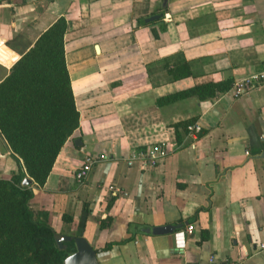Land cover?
I'll list each match as a JSON object with an SVG mask.
<instances>
[{"label": "crops", "instance_id": "crops-1", "mask_svg": "<svg viewBox=\"0 0 264 264\" xmlns=\"http://www.w3.org/2000/svg\"><path fill=\"white\" fill-rule=\"evenodd\" d=\"M61 17L79 126L42 187L25 174L34 219L85 238L97 264H264V84L239 98L230 88L159 102L258 72L264 0H0V83ZM183 64L190 77L174 79ZM193 118L200 132L177 146L173 126ZM155 143L169 149L155 167L126 165ZM86 157L97 163L78 184ZM20 170L0 133V179ZM164 226L180 227L151 233Z\"/></svg>", "mask_w": 264, "mask_h": 264}, {"label": "trees", "instance_id": "trees-1", "mask_svg": "<svg viewBox=\"0 0 264 264\" xmlns=\"http://www.w3.org/2000/svg\"><path fill=\"white\" fill-rule=\"evenodd\" d=\"M66 29V20L58 18L0 83V133L25 171L0 179V264H63L71 251L60 250L53 228L34 219L29 209L33 189L21 185L25 174L37 187L45 184L61 148L79 126L65 64ZM169 73L174 79L191 75L187 64ZM230 88L228 82L207 83L159 102L169 104L191 97L203 101ZM194 123L193 118L173 126L177 146L182 145L187 127ZM62 220L71 218L62 216Z\"/></svg>", "mask_w": 264, "mask_h": 264}, {"label": "built area", "instance_id": "built-area-1", "mask_svg": "<svg viewBox=\"0 0 264 264\" xmlns=\"http://www.w3.org/2000/svg\"><path fill=\"white\" fill-rule=\"evenodd\" d=\"M264 84V63L258 72L246 76L236 81L231 86V92L235 98H239L248 94L250 91L259 88ZM189 135H196L200 132V127L197 124H192L187 127ZM169 153V149L163 144L155 143L145 150L133 151L126 158V165L128 167L136 166L140 171L155 167L161 160H163ZM97 160L91 157H86L83 163L78 167L74 179L78 184H81L88 176L91 168ZM111 193L114 195L121 194L120 190L110 187ZM189 231L191 228L188 229ZM208 264H232L230 262H218L214 258H210Z\"/></svg>", "mask_w": 264, "mask_h": 264}, {"label": "water", "instance_id": "water-1", "mask_svg": "<svg viewBox=\"0 0 264 264\" xmlns=\"http://www.w3.org/2000/svg\"><path fill=\"white\" fill-rule=\"evenodd\" d=\"M161 18V15L151 16L145 20V22H154ZM31 180L27 177H24L21 185L29 186L31 185ZM180 226H164L158 227L151 230V233L154 235H164L173 232L175 229ZM149 232V231H148ZM72 242L74 245V252L68 255L63 264H97V252L91 247L90 243L82 237H68L60 236L56 239V244L60 250L65 249L63 243Z\"/></svg>", "mask_w": 264, "mask_h": 264}]
</instances>
